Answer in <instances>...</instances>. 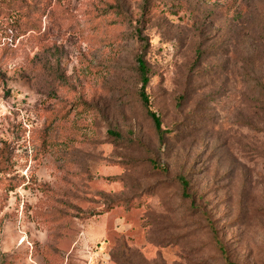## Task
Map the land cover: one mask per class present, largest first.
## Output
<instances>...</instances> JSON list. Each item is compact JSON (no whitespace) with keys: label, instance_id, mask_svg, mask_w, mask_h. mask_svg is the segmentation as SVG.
<instances>
[{"label":"rangeland","instance_id":"374dc122","mask_svg":"<svg viewBox=\"0 0 264 264\" xmlns=\"http://www.w3.org/2000/svg\"><path fill=\"white\" fill-rule=\"evenodd\" d=\"M0 264H264V0H0Z\"/></svg>","mask_w":264,"mask_h":264},{"label":"trees","instance_id":"16d2710c","mask_svg":"<svg viewBox=\"0 0 264 264\" xmlns=\"http://www.w3.org/2000/svg\"><path fill=\"white\" fill-rule=\"evenodd\" d=\"M137 63H138V70H139L140 77H141L140 98H141V100L143 102L144 107L147 109V107H148V98H147V96L145 94V88H146V85L148 83L147 69H146L145 64H144L142 59L139 58L137 60ZM147 114L149 115V117L153 121V124H154V127H155V131L157 133L159 142L161 143L163 141V132L161 130V124H160L159 118L156 117L149 110H147ZM178 181H179V184L181 185V188H182V195L184 197H188L187 194H186V191L188 189L187 182L181 177L178 178Z\"/></svg>","mask_w":264,"mask_h":264}]
</instances>
